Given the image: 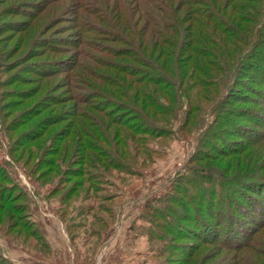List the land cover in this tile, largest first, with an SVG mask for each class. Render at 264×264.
I'll return each mask as SVG.
<instances>
[{
    "label": "trees",
    "instance_id": "16d2710c",
    "mask_svg": "<svg viewBox=\"0 0 264 264\" xmlns=\"http://www.w3.org/2000/svg\"><path fill=\"white\" fill-rule=\"evenodd\" d=\"M69 5L63 11L81 46L65 60L24 67L42 77L64 74L75 103L76 129L70 137V127L50 130L57 117L42 115L38 124L21 131L26 140L11 141L26 161L35 155L26 171L36 185L43 186L42 178L58 172L48 198L63 175H80V201L68 207V215L59 214L69 238L71 226L87 225L83 236L98 241L102 229L80 220L89 215L98 223L112 216L117 196L109 189L112 178L102 177L104 173H133V166L163 154L171 140H187L191 150L168 191L143 202L139 223L130 222L127 229L158 243V250L168 248L169 234L195 238V243L169 246L182 250L189 264L199 263L193 259L199 245L232 251L234 260L227 264H264V0H72ZM16 8L28 21H1L0 35L27 30L35 11L48 10L38 2ZM3 43L2 36L0 70L6 66ZM37 43L48 53L62 48L54 38ZM30 112L20 113L27 116L21 122L4 125L1 136L6 139L5 132L31 120ZM2 117L0 113V125ZM250 146L254 148L241 155ZM10 149L6 143L7 155L16 162ZM227 156H235L231 171L228 164L215 161ZM72 160L91 172H68L66 164ZM37 162L44 169L35 173ZM16 182L0 166V201L9 202L4 206L10 213L20 212V222L2 227L0 235L18 244L13 236L21 229L30 237V250L48 255L49 243L30 220L29 197ZM65 194L53 198L57 207ZM71 215L81 216L80 222L68 224ZM181 220L190 221L192 228L180 225ZM12 227L16 229L10 236ZM199 257L203 261L206 252Z\"/></svg>",
    "mask_w": 264,
    "mask_h": 264
},
{
    "label": "rangeland",
    "instance_id": "374dc122",
    "mask_svg": "<svg viewBox=\"0 0 264 264\" xmlns=\"http://www.w3.org/2000/svg\"><path fill=\"white\" fill-rule=\"evenodd\" d=\"M71 1L0 0V7L6 8L2 10L0 22L4 21L6 22L5 24H14L13 21L17 19H21L23 23L28 21L23 20L25 18L15 12L17 6L38 2L48 7V10L35 11L33 17L29 19V28L27 30L20 33L16 31L4 32L0 35V37L3 36V44L7 52L5 57L2 58V63H6V66L3 70H0V80L3 81L6 78V83L0 85V113L3 115L0 129L4 125L9 127L11 124H15L17 119H19L17 122H21V118L27 119V116H20V113L32 112H30L31 120L5 132L7 142L1 136L2 133L0 134V166L27 193L31 210L30 220L35 223L37 229L52 247V253L48 255H42L40 252L30 250L27 247L30 237L25 238L24 231L20 229L18 231L19 234L12 235L18 241V244L0 235V257L5 259L4 264H189L183 258L182 250L176 246L195 243V238L185 234L184 236H181V234L175 236L169 234L168 245L176 246L171 249L169 246L165 248V245H163L158 250V243L146 240L144 235L134 233L131 229L128 230L127 225L130 222L133 224L139 223L137 222L140 221L138 214L142 210L143 202L151 198V196L160 197L168 191L172 177L176 175L185 161L187 153L191 150V145L189 144L191 142L173 139L168 142L167 147L164 149L165 152L163 151V154L155 157L152 162L143 161V166H133L136 169L133 173H119L116 177L114 176L115 173L111 171L102 175V177L112 178L113 187L109 189H112L117 196L116 203L112 209V216H105V219L98 221V223L88 217L89 215L83 216V219L80 220L102 229L98 241L94 237H88L87 239L86 235L83 236L86 233L87 225L71 226V238H69L59 215L60 213L68 215V207H74L72 205L80 201V194L82 195L83 193L80 192V186L77 185L80 175L76 172L72 174L71 171L83 168V173L86 171L90 173L91 170L83 166V164L77 165L73 160L69 163H63L64 166L67 163L66 167L70 169L68 172L71 173L62 176L58 186L59 189L52 196L54 199L59 196L63 197L66 191L64 201L61 199L62 205L59 204L60 207H57L56 201L53 198H48L47 195L52 189L54 177H57L56 174L58 172L52 171L42 178L41 184L43 186L36 185L29 178L30 176L26 171V168L31 167L35 161V155L33 154V158L30 161H26L25 155L20 153V149L14 147L13 142H11L16 137L20 140H26L27 135L21 133V131L27 126L38 124L41 121L40 119L43 118L42 115H54L55 118L57 117V124L52 126L50 130H55L62 125L67 129L70 127L69 129L72 128L68 133V137H70L72 136L70 132L76 129L75 118L72 115L75 103L69 98V90L65 86L66 77L64 74L58 72L42 77L37 72L32 71V69H25L24 67L28 63H36L41 60H65L68 55L71 57L75 47L81 46L80 37L73 34L74 28L72 30L71 27L74 26L67 24L70 19L69 14L63 11V8L67 6L72 8L69 5ZM33 38L34 40H32L30 46L33 51L29 54L27 53V43ZM47 38H54L56 41L62 42V44H56L62 48L57 47L51 53L39 50L38 46H36L38 45L37 41ZM68 40H72L71 43L65 44V42H69ZM36 51L39 52L36 53ZM231 105L238 106L240 104L231 101ZM227 117L232 119V121L243 123L234 116ZM184 138L187 139L186 136ZM6 143L7 147L11 148V156L17 158L16 162L7 155ZM34 144H36L35 141L31 142L30 145ZM26 147L28 149L29 144ZM252 148L254 147L250 146L241 155H246ZM21 150L23 151V149ZM234 157L227 156L215 159V161L219 162L220 166H222L221 163L224 165L228 164V171H231L235 162ZM24 161H26L25 165L23 164ZM201 163L205 162L201 161ZM240 163L242 164L243 161ZM37 165L34 170L35 173L44 169V166H39L38 162ZM108 174L112 175L109 176ZM4 205L8 206L10 204L9 202L0 201V231L2 227L8 226L7 224L14 225V223L20 222L18 217L20 212L10 213ZM95 215L98 216L97 214ZM80 217L79 215H71L67 223H70V225H73L72 223L77 224L80 222L78 221ZM178 222L187 229L193 226L190 221L181 220ZM15 229L16 227H12L11 230L13 232L8 235L11 236ZM89 250H94V252L90 258H87L85 255H87ZM202 252L207 254L203 261H201L203 257H199ZM230 254L233 255L230 250H218L215 246L199 245L198 252L194 254L197 256L193 257V259H197L199 262L196 263L197 261L195 260L196 264H227L229 261L234 260L230 258ZM225 255L227 258L223 259ZM0 262H3V260H0Z\"/></svg>",
    "mask_w": 264,
    "mask_h": 264
},
{
    "label": "crops",
    "instance_id": "0c3cea01",
    "mask_svg": "<svg viewBox=\"0 0 264 264\" xmlns=\"http://www.w3.org/2000/svg\"><path fill=\"white\" fill-rule=\"evenodd\" d=\"M44 236V235H43ZM49 243V242H48ZM50 245V244H49ZM52 253V247H51V245H50V254Z\"/></svg>",
    "mask_w": 264,
    "mask_h": 264
}]
</instances>
